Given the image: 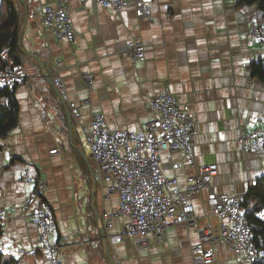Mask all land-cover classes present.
Segmentation results:
<instances>
[{"label": "crops", "instance_id": "0c3cea01", "mask_svg": "<svg viewBox=\"0 0 264 264\" xmlns=\"http://www.w3.org/2000/svg\"><path fill=\"white\" fill-rule=\"evenodd\" d=\"M57 1L26 0L21 26L26 81L15 89L19 125L0 138V212L7 215L0 218V251L13 257L14 264H48L39 228L24 217L29 188L23 176L29 171L47 181L61 264H195L190 246L199 241L198 229L218 226L207 191L190 197L198 227L172 224L164 242L154 235L149 246L119 240L123 219L99 229V217L115 210L120 198L107 195L79 120L71 114L70 127L65 107L64 122V107L48 95L53 88L48 79L56 60L62 59L59 73L68 98L81 105V121L88 130L94 113H104L112 130H139L153 117L149 98L169 83L197 122L192 138L197 161L218 167L215 190L245 196L251 181L264 176V155L245 151L238 142L243 130H264L258 120L264 116V80L248 68L264 60L261 42L249 32L251 19L264 17L257 6L238 7L236 0H149L152 20L139 19L133 8L119 14L95 0H70L76 30L70 43L58 42L37 11ZM132 38L146 46V61L134 63L121 55ZM86 74L93 76L92 83ZM161 155L165 174L184 182L191 168L172 166L181 152ZM207 246L216 253L210 264H245L222 240Z\"/></svg>", "mask_w": 264, "mask_h": 264}, {"label": "built area", "instance_id": "2783aa9c", "mask_svg": "<svg viewBox=\"0 0 264 264\" xmlns=\"http://www.w3.org/2000/svg\"><path fill=\"white\" fill-rule=\"evenodd\" d=\"M103 8L113 9L119 14L133 8L139 19H153L149 0H95ZM70 0H58L55 5H41L37 11L42 24L53 30L58 42L74 43L76 30L71 19ZM1 5V0H0ZM169 16L172 13H168ZM249 32L262 44L264 52V21L252 18ZM122 56L134 63L147 60V48L138 39H130ZM64 62L57 59L52 79L60 95L67 102L73 116L79 120L88 142L98 176L107 184V195H118L120 204L98 219L99 229L109 228L115 220L124 223L118 239H133L140 246H149V236L157 240L167 239V228L172 224L198 227L196 205L191 195L207 191L206 202L211 214L218 219V226L210 224L199 228V241L190 246L195 264H210L216 253L210 244L222 240L236 254L245 258V264H256L257 249L251 238V227L244 221L241 205L245 196L218 193L213 184L217 165L198 162L195 156L193 136L197 125L189 110L166 83L163 89L148 100L153 117L143 122L139 130H112L104 113L92 115V129L81 121V105L69 100L66 85L59 71ZM87 82L93 76L86 74ZM24 66L16 63L7 50L0 52V85L10 89L24 84ZM264 123V116L258 119ZM244 127V121H239ZM238 142L245 151L264 155V130H243ZM57 149L51 150L56 152ZM162 152H181L179 161H173V169L183 164L191 168L184 182L177 176L169 177L164 172ZM29 188L24 217L39 230V245L48 264H61L60 246L53 233L57 228L55 210L46 198L47 181L43 176H34L29 171L23 176ZM256 179L250 185H255ZM3 191L0 189V200ZM5 211L0 218H6Z\"/></svg>", "mask_w": 264, "mask_h": 264}, {"label": "trees", "instance_id": "16d2710c", "mask_svg": "<svg viewBox=\"0 0 264 264\" xmlns=\"http://www.w3.org/2000/svg\"><path fill=\"white\" fill-rule=\"evenodd\" d=\"M238 7L255 5L264 17V0H236ZM26 0H1L0 5V52L7 50L16 63L24 64L27 56L21 47V26L26 16ZM252 76L264 80V60L253 61L248 66ZM15 89L0 85V138L7 137L19 125V105ZM48 95L57 100L64 122L66 101L51 88ZM7 100V103H3ZM244 221L251 227V238L257 249L256 264H264V176L250 185L241 205ZM0 226V237L2 235ZM15 259L0 251V264H14Z\"/></svg>", "mask_w": 264, "mask_h": 264}, {"label": "water", "instance_id": "95a60500", "mask_svg": "<svg viewBox=\"0 0 264 264\" xmlns=\"http://www.w3.org/2000/svg\"><path fill=\"white\" fill-rule=\"evenodd\" d=\"M20 38H21V40H22V35L20 36ZM48 80H49V82L51 83V85H52V87L54 88V90L56 91V93H58V94L60 95V93H59V91H58V89H57L55 83L53 82V79H52V78H49ZM60 96H61V95H60ZM67 115H68V120H69V124H70V127H71V126H72V116H71V112H70V110L67 111Z\"/></svg>", "mask_w": 264, "mask_h": 264}, {"label": "bare ground", "instance_id": "6f19581e", "mask_svg": "<svg viewBox=\"0 0 264 264\" xmlns=\"http://www.w3.org/2000/svg\"><path fill=\"white\" fill-rule=\"evenodd\" d=\"M163 153V152H162Z\"/></svg>", "mask_w": 264, "mask_h": 264}]
</instances>
